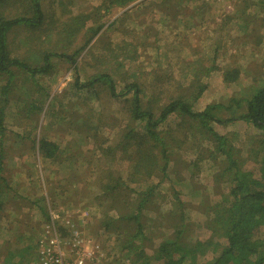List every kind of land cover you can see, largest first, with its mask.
<instances>
[{
  "label": "rangeland",
  "instance_id": "rangeland-1",
  "mask_svg": "<svg viewBox=\"0 0 264 264\" xmlns=\"http://www.w3.org/2000/svg\"><path fill=\"white\" fill-rule=\"evenodd\" d=\"M64 1L41 0L44 10L41 32L53 33L51 25L57 22L60 25L58 28L62 29L65 21L72 24L74 16L79 14H92L89 24L94 27L103 24L102 28L94 31L93 35L92 31L84 30L72 36L58 34L54 30V50L45 42L46 35L41 38L31 35L32 30L41 25H27L26 30H20L14 40L8 37L11 58L24 61L23 58L32 54L28 50L32 48L29 42L23 44L25 37L34 45L40 43L41 47L49 48L52 71L36 77L37 86L33 88L36 91L31 96L36 105L39 102L45 104L43 115L36 118L39 125L34 134L58 143L61 153L52 159L39 153L35 142L27 138L35 126L33 119L19 117L18 105L12 102L6 118L8 130L3 176L9 190L0 205V264H34L38 258V239L53 232L67 240L60 250L68 259L83 256L86 264H131L132 256L128 257L126 251L120 248L118 230L104 229L105 216L117 218L119 210L114 208L117 204L110 205L121 203L126 208L127 202L135 197L130 190L125 196L127 188H123L126 185L129 188L139 186L127 179L134 163L129 158L137 155L134 145H142L145 151L150 150L151 153L159 152L156 146L146 148L154 142L147 138L149 135H141L145 132L144 125L131 118L132 94L124 92L119 97H113L104 84H99L98 90L94 87L79 90V84L107 70L117 81L118 89L124 90L126 83L122 78L128 77L124 74L127 69L136 70L141 75L138 80L146 91L144 99L148 98V104L154 105L158 98L164 101L181 94L188 96L191 90L197 88L188 86L190 80L199 79L206 84V89L194 102L195 111L221 104L225 108L220 106L217 116L223 119L240 116L244 106H238V101L245 105L244 99L264 84V5L260 0H251L253 4L247 7L246 12L255 17L252 22L249 21V28L253 29L250 32L241 28L244 21L239 17L241 8H237L238 0H137L128 6L113 7L110 13L103 8L104 0H78L80 3L74 6L69 5L68 0ZM98 7L97 11L95 8ZM15 12L13 10L12 16L18 13ZM229 14L234 20L221 30L220 24ZM117 44L125 46L126 50L137 46L138 54L133 63L123 55H108V51ZM116 49L118 52L119 48ZM237 66L242 69L239 80L231 86L226 85L222 69ZM39 77H43L41 84L37 83ZM77 77L80 78L79 84H76ZM2 79L1 84H4L6 77ZM223 84L230 87L232 99L225 94ZM210 112L214 113L211 109ZM48 113H56L58 119L47 118ZM152 113L158 116L159 110L153 108ZM213 121L210 124L213 123L214 129L228 135L243 157L244 153L250 152L249 167L256 165L253 160L263 158L264 131L247 121L245 123L243 119L224 123ZM228 127L237 132L226 134ZM158 130L166 136L167 143L164 145L172 153L169 174L172 181L166 179L158 188L166 195L163 206L160 200L154 201L145 211L142 222L146 224V237L138 239L137 243L145 245L150 254H153L155 243L165 235L164 232L170 234L177 228L171 225L166 231L163 230L165 224L159 222L160 209L164 213L173 208L175 191L185 203L186 222L194 223L191 236L203 240L209 238L210 232L205 225L203 207L206 203L202 200L210 195V203L215 204L218 199L216 185L219 191L215 178L217 162L207 158L208 152L203 159L202 171L196 176L202 184L197 192L191 187L188 171L184 169L185 162L197 156L192 149L193 144L201 142L204 152L214 146L213 141H205L206 135L201 133L199 120L171 114L158 129L156 127ZM129 132L131 135L127 136ZM99 145L105 148L116 146L111 150L117 157L113 175L125 180L126 185L120 187V193L117 190L114 192L113 199L104 195L101 188L107 182L103 174L110 165L98 159L101 157L96 154ZM257 174L260 176L261 171ZM158 181L157 176L149 178V182ZM167 217L171 218L172 214ZM60 223L74 224L77 233L72 234L73 229H61ZM214 239L222 241V238ZM212 255L209 253L207 259Z\"/></svg>",
  "mask_w": 264,
  "mask_h": 264
},
{
  "label": "trees",
  "instance_id": "trees-1",
  "mask_svg": "<svg viewBox=\"0 0 264 264\" xmlns=\"http://www.w3.org/2000/svg\"><path fill=\"white\" fill-rule=\"evenodd\" d=\"M135 1L137 0H104L102 5L104 10L106 8L105 12L110 13L113 7L128 6ZM245 3L246 5L244 6ZM260 3L264 5V0H260ZM252 4L251 0H238L236 4L238 5L237 8H241L239 17L244 21V25L241 28L249 29L251 30L250 32L253 29L249 28V21L252 22L255 17H251L246 12V9ZM95 9L98 11L99 7ZM13 10L18 12L14 16H12ZM91 16L92 14H90L89 20L92 19ZM43 19L44 10L41 0H0V205H2V199L5 197L4 194L9 190L7 180L3 176V170L6 159V156L4 157L5 137L8 130L6 118L8 109L13 104L12 102L18 105L19 117L27 116V119H33L32 122L35 126L29 131L27 138L29 137L35 142L39 153L44 158L49 159L56 158L61 153V146L58 143L45 136L37 137L34 134L37 125H39L36 118H40L41 114L43 115L45 104L39 102L36 105L32 101V85L35 86V79L39 74L46 73L52 69L50 51L39 57L43 58L40 65L37 63L40 60L36 54H34L32 59L23 61L11 58V54L8 51V37L11 29L26 24L39 26L43 23ZM80 19H82V16L77 17L76 21L78 22ZM232 20L234 19L230 14L226 15L220 24L221 30ZM59 26L58 22L52 25L51 31ZM102 26L103 24H98L95 26L97 27L96 30L95 27H90L88 30L92 31L93 35L94 31L97 32ZM77 30L80 29L75 28L74 25L71 26L68 21H65L62 28L63 32H60V29L57 32L70 35ZM259 41L261 44L262 39ZM89 42L90 39L86 42V45ZM125 45L128 46V44ZM122 46L117 44L114 49L108 51V55L110 53L116 56L123 55L124 58L131 59V63H133V60L136 59V54H138L137 46H132L128 50H126L125 46ZM116 48H119L118 52ZM71 59L73 62L76 61L73 57ZM107 72V70H104V72L100 71L94 74L88 82L82 84H79L80 78L77 77L76 84H79V90L91 87L96 89L99 84H104L109 88L113 97H119L124 92L132 94L131 118L144 125L145 132L141 133V135L143 137L149 135L150 137L148 136L147 138L152 139L154 142L148 144L146 148L151 149L152 146H156L159 152L158 154L151 153L150 150L145 151L142 145H134L137 155L129 158L134 163L127 179L130 182L139 184V186L137 188H129L125 184L124 179L113 175L115 174L113 166L117 157L116 153L111 150L116 146L109 145L108 148H105L99 145L96 148L97 157L99 155L102 157H98V159L105 160L106 164L110 165V168L104 171L103 174L107 178V182L103 186L101 185L104 195L107 194L108 197L113 199L115 198L114 192L117 190V193H120V187L124 185L126 186L123 188H127L125 189V196L129 194L127 192L129 190L131 193H135L134 199L127 202L126 208L121 203H112L110 207L113 204H117L114 207L115 210H119L117 218L114 219L113 217L111 219L106 215V220L104 221L105 230L109 228L118 230L117 240L121 241L120 248L122 251H126L128 257L132 256L131 264H264V156L262 159L253 160L256 165L253 168L249 167L251 166L248 165L251 161H248L250 152L248 154L244 153L243 157L239 149L230 142L228 135L225 136L217 132L212 125L213 123L210 124L212 120H214V123L217 121L224 123L243 119L264 131V84L257 87L249 98H243L245 105L238 101V106H244L240 116L223 119L221 116H217V111L220 109L221 104L207 107L203 111H195L193 109L194 102L200 98L206 89V84L201 83L199 79L190 80L188 86L191 85V89L195 86L197 88H194V91L190 89L192 92L188 96H186L187 94H181L164 101L158 100V98L154 105H151L148 104V98L144 99L146 91H144L143 84L138 80L139 76H141L138 71L127 69L124 75H128V77L123 76L126 79L122 78L124 79L123 83H126L124 90L118 89L117 81H115L113 75ZM191 72L194 73V71ZM241 74L242 69L239 66L222 69L225 83L237 82ZM5 77V83L1 84L4 80L2 78ZM26 77H31V79ZM22 80L26 81L19 83ZM198 81V84L193 85L194 82ZM18 83L19 86L16 88ZM221 107L223 108L224 106ZM153 108L159 110L158 116L152 113ZM210 109L214 113H211ZM171 114H178L182 117L188 116L199 120L201 133L206 135L205 141L214 142V146L211 149H207L206 152L201 149V142L197 141L196 144H193L192 149L197 153V156L193 160L185 162L184 169L188 171L191 187L197 192L200 188L199 185L202 184L197 181L196 176L202 171L203 159L208 152L207 158L217 162L215 178L219 184V191L217 185L215 183L214 185H216L215 189L217 190L218 199L215 204L210 203V195L207 199L202 200V202L206 203L203 207V212L206 216L205 225L210 232L209 238L203 240L191 236L194 223L186 222L185 203L179 197V193L175 191L177 193L174 192L173 208H168L164 213L160 209L159 222L162 225L163 223L165 224L163 230L168 231L171 225H176L177 228L170 234L164 232L165 235L160 237L159 241L155 243L156 247L153 249V254H150L145 245L137 242L138 239L146 237V224L142 222L145 217V211L150 209L154 201L160 200L161 207L163 202H166L164 199L166 195L160 192L158 188L161 187L166 179L172 181L169 178L172 169V153H169V149L164 145L167 143L166 136H163L159 130V132L156 131V127L158 129ZM47 115L49 116L47 118L57 117L56 113L51 115L48 113ZM60 118H63V116H60ZM159 134H161V137ZM130 135V132L127 133V136ZM259 170L261 171L260 176L257 174ZM155 176L159 178V181L157 183L149 182V178H154ZM171 214V218L167 217V215L170 216ZM127 225L129 226L128 228L126 227ZM60 227L64 229V226ZM214 238H222V241L216 242ZM209 253H213V255L212 258L207 259Z\"/></svg>",
  "mask_w": 264,
  "mask_h": 264
},
{
  "label": "crops",
  "instance_id": "crops-1",
  "mask_svg": "<svg viewBox=\"0 0 264 264\" xmlns=\"http://www.w3.org/2000/svg\"><path fill=\"white\" fill-rule=\"evenodd\" d=\"M69 2H68V4L69 5H71V6H74V5H76V4H79L80 2L78 1V0H68ZM86 0H84V2H85ZM62 3H65V1L64 0H62ZM78 9H79V7H78ZM79 16H82V19H80L78 22L76 21V18L77 17H79ZM85 19H84V18ZM90 14H79V15H75L74 16V23H72L71 24V26L72 25H74L75 26V28H79L80 30H77L75 33H72V34H70L69 36H72V35H76V34H78V33H82L84 30H86V31H88V29L90 28V27H94V25L93 24H89L90 22H91V20H89L90 18ZM81 21H83L82 23H81ZM78 23V24H77ZM27 25L28 24H26V25H21V26H17V27H15V28H13V29H11V31H10V34H9V37L10 38H12V40H14L17 36H18V32H20V30L21 31H25L26 30V28H27ZM40 26V25H39ZM83 26V27H82ZM36 27V26H35ZM43 26L41 25L40 27H38V28H35V29H33L32 30V33H31V35H35L36 37H44L45 35V42L47 43V44H49V46H52V49L51 50H54V47H55V33H54V30H59L60 29V32H63L62 31V29L61 28H54V30H52L53 31V33H47V34H44L45 32H41V28H42ZM51 28H52V25H51ZM51 31V30H50ZM58 33V32H57ZM58 34H60V33H58ZM31 37V36H30ZM30 37H28V38H30ZM24 40H23V44L24 45H27V42H29L28 43V45H30L32 48H29L28 50L29 51H31L32 52V54H28V56L27 57H25V58H23V59H32L33 57H34V54H36L37 56H38V59L40 60L39 62H37L39 65H40V63L42 62V60H43V58H39V57H41V56H44V53L45 52H48V49L49 48H43V47H41V45H40V43L38 44V45H34V44H32V41L31 40H27L26 39V37L25 38H23ZM43 40V39H42ZM41 40V41H42ZM31 42V43H30ZM41 49H42V51H41ZM53 54H54V52H53ZM51 71H52V69H51ZM27 79H31V77H26ZM42 80H43V77H39V79H37V83H39V84H41L42 83ZM24 81H26V80H22V81H20L19 83H22V82H24ZM19 83L16 85V88H17V86H19ZM228 84V86H231L232 84H234V83H226V85ZM26 85V84H25ZM35 85L37 86V84L35 83ZM224 85V87H223V89H226V93L225 94H229L228 96V98L230 99L231 97H232V92H231V89H230V87H225V84H223ZM33 88H34V86H32ZM40 87H37V89H39ZM16 90V89H15ZM237 90V89H236ZM36 90L35 89H33V92H35ZM15 94V93H14ZM235 95V94H234ZM233 95V96H234ZM229 99H228V101H229ZM232 99V98H231ZM200 101V100H199ZM232 101V100H231ZM245 123H246V121H245ZM242 124V123H241ZM233 128V127H232ZM231 127H228V129L226 130V134H228V133H230V134H234V133H236L237 131H234L233 129H232ZM229 130V131H228ZM251 131L252 132H255L256 131V129H251ZM223 134V133H222Z\"/></svg>",
  "mask_w": 264,
  "mask_h": 264
},
{
  "label": "built area",
  "instance_id": "built-area-1",
  "mask_svg": "<svg viewBox=\"0 0 264 264\" xmlns=\"http://www.w3.org/2000/svg\"><path fill=\"white\" fill-rule=\"evenodd\" d=\"M59 226H64V229H73V233H77L76 227L73 224L64 225L60 223ZM61 228V227H60ZM58 227V229H60ZM38 243V258L34 264H86L84 262L83 256H78L76 259H68L65 257L64 253L61 252L60 246L67 243V240L55 232L51 233L49 236H43L37 241ZM90 258V255H88Z\"/></svg>",
  "mask_w": 264,
  "mask_h": 264
},
{
  "label": "bare ground",
  "instance_id": "bare-ground-1",
  "mask_svg": "<svg viewBox=\"0 0 264 264\" xmlns=\"http://www.w3.org/2000/svg\"><path fill=\"white\" fill-rule=\"evenodd\" d=\"M8 186H9V184H8Z\"/></svg>",
  "mask_w": 264,
  "mask_h": 264
}]
</instances>
